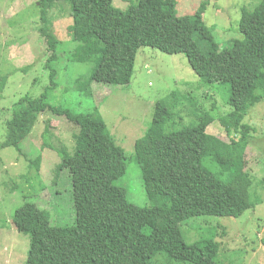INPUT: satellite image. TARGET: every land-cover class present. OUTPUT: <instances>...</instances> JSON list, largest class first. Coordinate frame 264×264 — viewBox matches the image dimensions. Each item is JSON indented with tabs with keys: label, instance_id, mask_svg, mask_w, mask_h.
Returning <instances> with one entry per match:
<instances>
[{
	"label": "trees",
	"instance_id": "1",
	"mask_svg": "<svg viewBox=\"0 0 264 264\" xmlns=\"http://www.w3.org/2000/svg\"><path fill=\"white\" fill-rule=\"evenodd\" d=\"M61 1L69 11L58 8L57 14L53 10L60 0H39L38 32L41 50L47 54L49 85L39 96L25 94L14 102L0 148L12 146L25 156L22 142L42 113L63 115L76 124L73 149H58L60 169L71 179L75 220L54 225L48 208L24 202L13 214L16 229L29 238L23 264H221L225 226L214 229L212 219L201 217H239L252 206L249 189L255 170L249 167L247 147L255 128L244 118L264 101V0L240 8L242 37L223 49L205 24L206 1L191 15H179L176 0H138L125 10L114 0ZM68 15L67 36L74 47L67 58L93 64L89 75L75 82L87 98L94 96L97 84H128L140 46L183 53L199 84L229 86L225 102L230 110L219 116L212 113L214 106L206 108L188 91L171 92L174 101L187 100L200 109L195 124L175 119L167 101L155 103L151 124L134 142L150 206L130 201L128 189L117 183L126 174V155L98 104L91 112L73 113L48 102L49 91L58 85L54 62L63 43L54 30L60 25L57 18ZM216 117L229 142L207 132ZM41 162V155L28 160L38 173ZM189 219L190 226L204 235L191 242L180 229ZM200 221L206 224L199 225Z\"/></svg>",
	"mask_w": 264,
	"mask_h": 264
},
{
	"label": "rangeland",
	"instance_id": "2",
	"mask_svg": "<svg viewBox=\"0 0 264 264\" xmlns=\"http://www.w3.org/2000/svg\"><path fill=\"white\" fill-rule=\"evenodd\" d=\"M176 1L179 15H191L200 3H208L204 21L211 28L220 49L226 48L233 39L242 37L238 29L240 8L243 5L252 8L259 2ZM137 2L138 0L113 1L122 10ZM58 6L53 10L54 13H59L58 8L69 11V7L61 0ZM39 9V0H0V87L6 78L0 89V142L6 138V121L12 116L14 102L25 94L39 96L49 85V71L45 68L47 54H43L41 50L42 39L38 32L41 26ZM68 18L58 17L60 25L55 26L54 30L63 43L58 48L60 58L54 62L58 85L56 89L49 91L48 102L61 105L73 113L91 112L94 105L98 104L96 106L110 132H114L116 142L123 147L126 155V174L117 183L122 182L128 189L130 201L139 206H150L140 165L135 157L134 142L151 124L155 103L167 101L175 119L182 117L181 122L195 124L196 117L200 116V109L187 100L174 101L171 92L188 91L191 97L206 108L214 106L212 113L219 116L230 110L225 102L229 86L199 84L200 78L183 53L170 54L150 46H140L128 84H97L96 87L93 86L94 96L87 98L78 90L75 82L80 76L87 77L93 64L71 62L67 58V51L74 47V42L67 36L68 26L71 25L69 15ZM213 87H219V90L215 91ZM244 122L255 128L248 137L247 147L249 167L255 170L251 172L252 183L249 189L252 206L239 217H201L205 221L212 219L209 224L214 225V229L225 226L222 237L224 248L219 256L221 264H264V101L249 109ZM77 132L78 126L65 116L46 112L40 114L22 142L25 156L12 146L0 148V264H23L26 257L29 238L19 232L13 222L15 210L24 202L48 208L54 225L69 224L75 220L71 179L67 170L60 169L58 149L66 146L71 151L74 134ZM207 132L229 142L228 132L217 117L207 127ZM249 151L253 154H249ZM39 155L42 162L38 173L34 166H29L28 160ZM191 222L192 219H189L180 226L187 242L198 239L200 235L204 236L190 226ZM198 224L206 223L200 221ZM218 232L222 235V231ZM220 235L218 234L219 237Z\"/></svg>",
	"mask_w": 264,
	"mask_h": 264
}]
</instances>
